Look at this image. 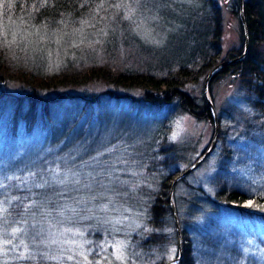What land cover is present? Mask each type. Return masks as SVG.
Wrapping results in <instances>:
<instances>
[{
  "label": "rangeland",
  "instance_id": "1",
  "mask_svg": "<svg viewBox=\"0 0 264 264\" xmlns=\"http://www.w3.org/2000/svg\"><path fill=\"white\" fill-rule=\"evenodd\" d=\"M166 1L173 6L168 9L163 0H138L128 14L134 17L131 22L135 24V35L147 47H153L156 55L173 63L189 57L187 46L180 40L185 37L179 25L184 14L174 4L193 5L197 0ZM217 2L223 16L221 45L226 53L243 41L240 1ZM78 23L73 26L64 23L60 30L43 28V31L33 29L29 34L23 33L27 41L25 49H29L30 54L32 50L35 53L37 60L30 56L35 59L33 64L38 72L33 77L14 72L5 73V77L0 75V90L11 97L26 99L32 95L41 101L125 94V90L115 88L107 80L90 75L92 71L105 70L117 73L127 67V57L124 61L119 57L121 54L115 55L107 48L110 40L104 32L106 29L100 27V21ZM0 32L15 34L16 28L0 24ZM15 41L13 37L12 42ZM37 75L42 79L36 80ZM205 80L203 77L193 86L202 96ZM131 93L139 96L142 92L133 90ZM209 96L217 113L224 118L222 136L214 151L177 186L178 196L194 188L199 198L208 199L186 223L193 225V229L188 225V231L192 235L196 262L264 264V221L245 219L216 198L222 184L247 196H264V116L252 107L246 93L231 77L214 82L212 89L209 82ZM114 105V109L119 110V105ZM14 107L12 102H0V134L13 138L0 152V172L11 170L24 159L33 168L45 169L46 182L52 187L49 199L59 194L57 199L71 198L74 204L59 211L52 210V221L18 224L2 218L6 193L0 190V264H87L93 259L101 263L102 258H108V264H126L125 259L132 255L133 249H128L127 242L115 233L103 235L92 231L88 221L94 215L87 211H94L90 209L91 204L97 210L104 209L103 196H111L112 206H115L114 199L129 197L131 176L136 180L142 178L132 168L137 161L131 162V155L138 147L149 150L156 126L150 119L133 120L129 112H108L97 118L83 137L80 135L89 128L85 129L80 123L75 130L67 132V137L72 135L66 137L62 145H49L50 141H46L41 131L44 125L31 131L21 120L16 129L12 127L10 116ZM174 115L168 141L182 148L184 158L177 164L182 173L212 145L214 121L198 120L177 108ZM121 160L124 161L119 164ZM119 172L127 175V181L118 178ZM16 199L11 196L9 202ZM250 204L252 202L248 201L241 206ZM167 251L165 264L178 257L177 241H173Z\"/></svg>",
  "mask_w": 264,
  "mask_h": 264
},
{
  "label": "trees",
  "instance_id": "2",
  "mask_svg": "<svg viewBox=\"0 0 264 264\" xmlns=\"http://www.w3.org/2000/svg\"><path fill=\"white\" fill-rule=\"evenodd\" d=\"M137 1L0 0V24L16 28L15 34L0 32V75L4 77L8 72L20 76L30 74L33 77L38 70L33 64L36 59L34 51L30 54V50L25 49L27 41L23 38V33L29 34L33 29L43 31V28L60 30L64 23L68 26L76 22L80 25L100 21V27L106 29L104 32L110 40L107 48L115 55L121 54L119 57L124 61L125 56L127 57V67L124 66L117 73L105 70L92 71L90 75L92 78L107 80L115 88L125 90V94L114 96L110 93L105 98L93 96L85 99L68 98L66 101H41L42 99L32 95L26 99L11 97L0 90V102L14 104L15 110L10 116L13 128L16 129L21 120H24L31 131L44 125L41 131L46 141H50L49 145H62L67 132L75 130L74 127L80 123L85 129L89 128L80 135L83 137L92 129L95 120L108 112H129L134 117L133 120L150 119L156 126V132L149 150L138 147L131 155V162L137 161L132 168L142 178L136 180L135 176H131L129 186L132 191H128L129 197L114 199L115 206H112L111 196L102 197L105 208L99 209L100 212L91 204L90 209L94 208V211L87 212L94 216L88 224L98 234L115 233L127 242L128 249L133 251L132 255H126L129 256L125 259L126 264H165L168 247L173 241L178 244L170 192L175 177L180 173L177 164L184 158L181 155L182 148L168 141L171 119H174L177 108L191 113L198 120L213 122L205 95L202 96L200 91L197 93L193 86L198 85L201 78H207L221 60L242 57L245 42L242 34L243 41L239 47L223 52V16L217 0H197L193 5L174 4L184 14L179 25L185 37L180 40L187 46L189 57L173 63L166 62L155 54L153 47H147L135 35V24L131 22L134 17H130L128 11L133 9V5H137ZM166 2L168 9L173 6V3L166 0H163V5ZM244 13L249 34L248 53L240 62L217 72L210 81V89L214 82L231 77L246 93L247 101L252 107L264 116V0H245ZM13 37L15 42H12ZM30 55L35 59H31ZM39 79L42 78L37 75L36 80ZM133 90H140L142 93L136 96L131 93ZM114 104L119 105V110L114 109ZM218 120L222 136V114H218ZM58 125L60 131L56 132ZM12 139L10 135L0 134V143L4 141L0 152L7 146V141ZM141 152L144 154H140ZM122 161L124 160L118 161L119 164ZM0 173V190L6 193V210L1 214L3 219L15 220L18 224L52 221V210L59 211L62 207L74 204L70 201L71 198L57 199L59 194H54L49 199L52 187L46 182L45 169L33 168L24 159L14 164L11 170ZM117 176L127 181L125 173L119 172ZM177 186L178 184L175 186L173 200L183 237V254L177 264H197L192 235L188 231L189 226L193 229V225L191 222L189 226L186 223L208 199L199 198L198 190L195 192L194 188L178 196ZM220 186L221 189L216 192L219 203L226 208H233L245 219L264 221V196L251 197L226 184ZM11 196L17 198L12 203L9 202ZM248 201L252 204L241 206ZM161 257L163 259L157 261ZM107 259L102 258L101 263H96L93 259L87 264H108Z\"/></svg>",
  "mask_w": 264,
  "mask_h": 264
},
{
  "label": "water",
  "instance_id": "3",
  "mask_svg": "<svg viewBox=\"0 0 264 264\" xmlns=\"http://www.w3.org/2000/svg\"><path fill=\"white\" fill-rule=\"evenodd\" d=\"M240 18L242 21L244 42H245V49H244L243 56L239 57L237 59L225 60V61L219 63L215 68H213L210 71L209 75L207 76V78L205 80V85H204L205 99L207 100L208 105L211 109L213 121H214V135H213V139H212V145L202 155V157L199 158L193 165H191L189 168H187L182 173L177 175L175 177L173 183H172L171 192H170V200H171V208H172V213L174 216V220H175V224H176V228H177V235H178V257L167 262L166 264L178 263L182 257V254H183V237H182V233H181V226H180V222H179V218H178V214H177V209H176L175 203L173 201V194H174L175 186L181 180H183L185 177H187L189 174H191L194 170H196L202 164V162L214 151V149L217 145L219 136H220V125H219V120H218V113H217L216 107H215L211 97L209 96V82H210L211 78L217 72H219L221 69H223L229 65L236 64V63L240 62L241 60H243L245 58L247 52H248V49H249V36H248L249 34H248L247 24H246V20H245L244 0H240Z\"/></svg>",
  "mask_w": 264,
  "mask_h": 264
},
{
  "label": "bare ground",
  "instance_id": "4",
  "mask_svg": "<svg viewBox=\"0 0 264 264\" xmlns=\"http://www.w3.org/2000/svg\"><path fill=\"white\" fill-rule=\"evenodd\" d=\"M249 36V35H248ZM249 50V49H248ZM248 53V52H247ZM247 55V54H246ZM246 57V56H245ZM222 128V127H221ZM55 130H56V132H59L60 131V126L58 125V126H56V128H55ZM202 157V156H201ZM200 157V158H201ZM178 214V213H177ZM174 217V216H173ZM179 218V217H178Z\"/></svg>",
  "mask_w": 264,
  "mask_h": 264
}]
</instances>
